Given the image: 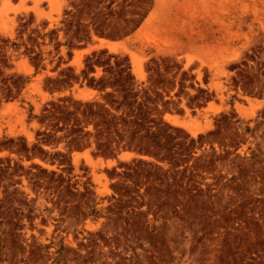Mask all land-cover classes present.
Segmentation results:
<instances>
[{
	"label": "rangeland",
	"instance_id": "374dc122",
	"mask_svg": "<svg viewBox=\"0 0 264 264\" xmlns=\"http://www.w3.org/2000/svg\"><path fill=\"white\" fill-rule=\"evenodd\" d=\"M124 90L151 154L94 155L93 121L69 150L42 115ZM0 264H264V0H0Z\"/></svg>",
	"mask_w": 264,
	"mask_h": 264
},
{
	"label": "trees",
	"instance_id": "16d2710c",
	"mask_svg": "<svg viewBox=\"0 0 264 264\" xmlns=\"http://www.w3.org/2000/svg\"><path fill=\"white\" fill-rule=\"evenodd\" d=\"M68 13H70L69 10L66 11V14ZM72 26H75V28H71ZM86 26L80 22L72 24L70 21L67 23V28H59L64 31V37H66L61 44L66 45L68 50L77 43V46H85L90 39L89 29L85 28ZM94 30L99 36L109 38L115 37L119 33L116 28H110L108 32H103L101 28H94ZM55 31L56 29H52L41 37L48 35L51 41ZM92 54H95V51ZM108 85L112 88L116 87V82H109ZM106 86L107 84H101L98 89L104 90ZM144 92L146 90H143L142 95L137 96V92L131 94L127 90L122 91V101L117 106H113L112 103L108 106L107 101L99 99L81 101L59 97L58 100L44 105L42 115L53 114L56 116L55 125L58 127H60V121L67 125L68 132L65 137H70V141L67 142L69 150L71 148L82 150L90 146L88 138L86 142H83L82 136L77 131L78 128H82L79 125L81 122L87 124L93 121L94 131H88L87 134L88 137L92 135L94 137L95 148L92 151L94 155L113 156L119 148L120 141L123 140L124 133L128 132V139L123 148L127 145L128 150L136 151L139 154H151L153 152L148 148L140 147L145 137L141 133V128L143 125L145 126L144 123L149 118V106L144 99ZM106 95H112V92L108 91ZM80 142L83 143L80 145ZM113 142H115V145H113ZM74 143L76 144L72 146Z\"/></svg>",
	"mask_w": 264,
	"mask_h": 264
},
{
	"label": "bare ground",
	"instance_id": "6f19581e",
	"mask_svg": "<svg viewBox=\"0 0 264 264\" xmlns=\"http://www.w3.org/2000/svg\"><path fill=\"white\" fill-rule=\"evenodd\" d=\"M139 29V28H138ZM138 31V30H137ZM137 35V34H136ZM129 38V37H128ZM105 42V43H104ZM104 44H106L107 45V47H109L110 49H112L113 47H114V45L116 44V42H106L104 39H99V44H97V45H95L97 48L99 47V46H102V45H104ZM89 50V48H86V49H84L83 51H88ZM80 52H78V51H76V55H78ZM263 102V101H262ZM10 105V104H9ZM78 154V153H77ZM83 154H85L86 155V157L88 158V160L89 161H94V160H92L90 157H89V155H88V153L87 152H85V153H83ZM134 154L133 153H131V152H122L120 155H119V159H129L131 156H133ZM77 157L78 156H74V159H77ZM115 162V160H106V161H104L102 158H97V160L95 161V163H100V164H104V163H107V164H111V163H114ZM95 163H93V164H95Z\"/></svg>",
	"mask_w": 264,
	"mask_h": 264
}]
</instances>
